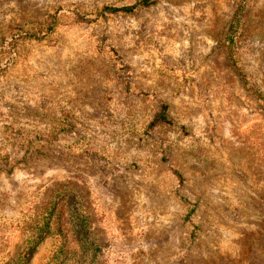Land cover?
<instances>
[{"label": "rangeland", "instance_id": "rangeland-1", "mask_svg": "<svg viewBox=\"0 0 264 264\" xmlns=\"http://www.w3.org/2000/svg\"><path fill=\"white\" fill-rule=\"evenodd\" d=\"M138 1L0 0V264H264V0Z\"/></svg>", "mask_w": 264, "mask_h": 264}, {"label": "trees", "instance_id": "trees-1", "mask_svg": "<svg viewBox=\"0 0 264 264\" xmlns=\"http://www.w3.org/2000/svg\"><path fill=\"white\" fill-rule=\"evenodd\" d=\"M149 5H150V1L143 0V1H138L133 6L127 7V8H115V7L108 6V7H104L102 9V11H101L102 13L101 14H103V13L116 14V13H119V12L132 13L135 9H137L139 7H147ZM78 19L80 21H82V22H91V20L87 19L83 15L82 16H78ZM50 30H52V29H50ZM22 36L26 37L25 39H29V40H39L40 39L37 35L29 34V33H25V35H22ZM259 98L264 100L263 97H259ZM167 112H168L167 105H163L161 107V111H160L159 115L155 119V121L152 124V126L157 125V124L169 123L170 121L168 119ZM175 174L177 175V177L182 179L181 174L178 171H175ZM184 200L187 202L186 199H184Z\"/></svg>", "mask_w": 264, "mask_h": 264}]
</instances>
